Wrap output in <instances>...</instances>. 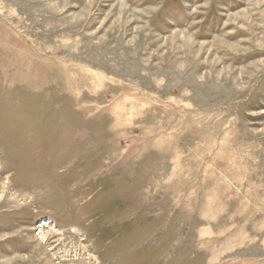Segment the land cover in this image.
<instances>
[{
    "label": "rangeland",
    "instance_id": "1",
    "mask_svg": "<svg viewBox=\"0 0 264 264\" xmlns=\"http://www.w3.org/2000/svg\"><path fill=\"white\" fill-rule=\"evenodd\" d=\"M0 264H264V0H0Z\"/></svg>",
    "mask_w": 264,
    "mask_h": 264
},
{
    "label": "bare ground",
    "instance_id": "2",
    "mask_svg": "<svg viewBox=\"0 0 264 264\" xmlns=\"http://www.w3.org/2000/svg\"><path fill=\"white\" fill-rule=\"evenodd\" d=\"M67 69V68H66ZM197 156V155H196ZM191 161V160H190ZM194 163V162H193ZM130 166V165H129ZM44 238H46V237H44ZM46 241V240H45Z\"/></svg>",
    "mask_w": 264,
    "mask_h": 264
}]
</instances>
